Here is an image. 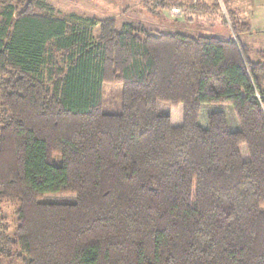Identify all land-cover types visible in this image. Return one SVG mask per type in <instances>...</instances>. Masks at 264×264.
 I'll return each mask as SVG.
<instances>
[{
  "label": "trees",
  "instance_id": "16d2710c",
  "mask_svg": "<svg viewBox=\"0 0 264 264\" xmlns=\"http://www.w3.org/2000/svg\"><path fill=\"white\" fill-rule=\"evenodd\" d=\"M0 7V199L18 204L0 264H264V52L246 24L224 17L220 38ZM205 104L237 124H202ZM57 193L74 200H41Z\"/></svg>",
  "mask_w": 264,
  "mask_h": 264
},
{
  "label": "rangeland",
  "instance_id": "374dc122",
  "mask_svg": "<svg viewBox=\"0 0 264 264\" xmlns=\"http://www.w3.org/2000/svg\"><path fill=\"white\" fill-rule=\"evenodd\" d=\"M57 12L58 16L66 19L69 24L79 23L72 15L104 19L116 18L120 23L134 22L139 30L145 27L146 32H182L185 34H209L220 38L233 37L234 32L224 17L231 14L234 21L246 24V28L236 30V35L245 43L255 57L259 51L264 52V7L257 0H46ZM150 11L149 8L155 9ZM150 6V7H149ZM1 10V7H0ZM84 25V24H82ZM156 30V31H155ZM142 35V34H141ZM121 100V84L108 83L103 86V110L118 112L117 104ZM201 114V123L209 111H224L228 121L233 119L237 124L235 114L229 105L205 104ZM172 108V111H179ZM170 106L159 104L160 113L169 112ZM42 201L71 202L74 196L69 193L46 195ZM18 204L12 199H0V232L8 231L13 234L15 214ZM2 258L3 264H21L16 256Z\"/></svg>",
  "mask_w": 264,
  "mask_h": 264
},
{
  "label": "crops",
  "instance_id": "0c3cea01",
  "mask_svg": "<svg viewBox=\"0 0 264 264\" xmlns=\"http://www.w3.org/2000/svg\"><path fill=\"white\" fill-rule=\"evenodd\" d=\"M258 3L262 4L264 7V0H257Z\"/></svg>",
  "mask_w": 264,
  "mask_h": 264
}]
</instances>
